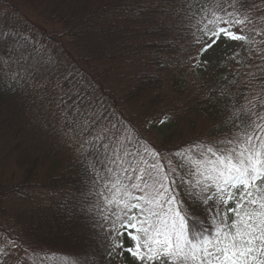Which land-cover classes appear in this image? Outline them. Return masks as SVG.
I'll return each instance as SVG.
<instances>
[{"label": "trees", "instance_id": "16d2710c", "mask_svg": "<svg viewBox=\"0 0 264 264\" xmlns=\"http://www.w3.org/2000/svg\"><path fill=\"white\" fill-rule=\"evenodd\" d=\"M262 1L254 0L259 4ZM201 2L0 0V26L28 37L30 46L39 50V55L34 54L35 58L25 64L24 70L11 65L20 72L17 80L0 74L1 237L51 249L54 258L49 264H64L65 258H60L58 252L70 255L69 262L78 260L83 264L87 258L89 264H113V256L108 255L109 231L104 232L106 225L104 231L96 226L102 222L97 205L102 203L98 193L104 190L103 181L93 183L98 178L89 167L100 148L83 145L75 158L60 148L42 144L38 134L51 133L56 138L64 130L60 129V122L72 130L69 125L76 114L75 107L82 100L85 101L81 109L85 118L91 113L92 120L99 117L98 124L106 126L116 123L115 118L121 124H125V120L129 125L127 130L132 132L134 126L130 119L115 113L116 108L125 106L128 101L142 102L147 108L152 103L162 102L161 71L175 60L173 54L177 51L174 38L168 39L169 29L178 37L192 36L193 29L187 19L188 5L199 7ZM203 2L211 5L213 0ZM247 5L248 0L245 8ZM56 54L62 59L55 57ZM0 55L7 58L6 52ZM223 72L225 76L215 75L212 97L204 107L213 123L214 131L210 134L218 137L213 141L225 139L230 130L234 131L225 122L236 119L235 113L247 115L252 121H257L258 115L263 116L262 100L256 101L254 107L246 104V90H234V77L228 76L225 69ZM174 80L182 84L185 76L182 75L180 82ZM261 83L264 96V81ZM178 84L175 87L182 93V86ZM41 86L46 87L38 92ZM49 90L50 95H47ZM36 98L45 100L48 112L44 113H52L51 118L42 117L44 108ZM204 103L199 102L197 109ZM60 106L64 108L61 110ZM39 113L41 115H37ZM166 122L162 135L168 142L166 139L173 137L174 131L170 120ZM236 123L239 124V120ZM35 136L39 140L34 139ZM185 142L162 155L174 153L190 141ZM164 163L167 165V161ZM96 167L103 171L100 164ZM181 175L185 182L190 179L178 169L172 177L175 181L172 187L182 206L190 210V238L192 231L205 234L214 231L213 221L219 219L216 212L223 213V205L219 208L211 205L205 211V206L193 204L185 194L186 184L180 183ZM38 253L44 255L40 250Z\"/></svg>", "mask_w": 264, "mask_h": 264}, {"label": "snow or ice", "instance_id": "6c2138e0", "mask_svg": "<svg viewBox=\"0 0 264 264\" xmlns=\"http://www.w3.org/2000/svg\"><path fill=\"white\" fill-rule=\"evenodd\" d=\"M245 4L246 0H213L209 5L202 0L199 7L188 5V26L193 29V42L200 45L202 53L221 37L245 45L253 42L245 29L256 21L250 18ZM237 26L240 32L233 30ZM0 52L7 53V58L0 55V74L12 80L20 76L12 64L24 70L25 64L35 58L34 54L39 55V50L30 46L28 37L3 26H0ZM84 104L82 100L75 107L76 114L69 125L81 135L91 132L100 120L99 117L92 120L91 113L85 118L81 111ZM234 116L236 119L225 122L234 130L225 139L192 140L167 156L145 145H140L143 152L137 149L130 153L119 139L103 143L108 130H99L95 141L102 144L103 154L97 149L96 160L89 167L98 177L93 183L103 181L104 190L98 193L102 203L97 205L102 222L96 226L104 231L105 225H110L109 257L126 251L139 264H264V117L258 115L257 122L247 115ZM166 120L167 115L161 123ZM87 143L96 146L93 141ZM128 156L133 159L127 161ZM110 164L116 168L109 167ZM178 169L190 177L187 182L183 175L179 179L186 184L185 194L193 204L205 206V211L211 205L224 206L223 213L216 212L219 219L213 221L214 231L207 234L192 231L190 238V210L182 206L172 187L175 183L172 177ZM192 215L194 218L195 214ZM125 234L130 247L123 243ZM53 258L46 253L43 257ZM34 259L40 261V253ZM64 264L79 261L69 262L65 258ZM83 264H89L87 258Z\"/></svg>", "mask_w": 264, "mask_h": 264}, {"label": "rangeland", "instance_id": "374dc122", "mask_svg": "<svg viewBox=\"0 0 264 264\" xmlns=\"http://www.w3.org/2000/svg\"><path fill=\"white\" fill-rule=\"evenodd\" d=\"M248 4L246 10L250 18L256 21V23L249 25L245 29V32L253 38V42L248 45L240 41H232L221 37L210 50L202 53L200 45L193 42L192 36H189V38L185 35L178 37L175 32L169 29L168 39L174 38V42L177 44V51L173 54L175 60H172L167 65V69L161 71L162 102L152 103L147 108V106L142 105V102L139 104L128 101L125 106L116 108L117 111L115 113L123 114L122 116L126 120L130 119L131 126H134L132 132L127 130L129 125L125 120V124H121L119 119L115 118L116 123H110L107 126L105 124H96L91 132L84 135L74 133L60 122V129L63 127L64 130L56 138L49 132L50 134H38L40 140L37 136L34 139L41 141L42 144L47 143L49 148H60L68 156L75 158H77V155L81 151V146L91 145L87 141L95 142L96 146H92V148L99 147L100 153L103 154L102 144L95 141V137L100 129L108 130L104 134L106 138L103 143H109L111 139H119L126 144L130 153H135L137 149L143 152L140 145L153 146L162 154V152H168L172 148H175L177 144L188 140L203 139L206 142H212L218 137L210 134L214 131V128H212L213 123L208 113L204 112V107L208 106V101L212 97L211 93L215 88L214 79L216 74L225 76L226 73L223 70H227L229 72L228 76L234 77L233 89L236 91L242 88L246 90L244 97L246 104L252 106L256 101L262 100L260 105H264L263 90L260 88L262 84L261 80L264 81L262 79L264 78V0L260 4L259 2H254V0H248ZM233 30L240 32L241 29L237 26ZM168 39L166 41H169ZM51 54L54 56L53 51H51ZM55 57L60 60L62 59L57 54ZM182 75L185 76V80L181 84ZM173 77L180 84L175 83ZM176 84L182 86V93L177 91ZM43 87L38 88V92H42ZM46 94L50 95V90ZM201 101L205 103L198 110L199 106L197 105ZM38 102L44 108L42 117L51 118L52 113H44L48 112V109L44 107L45 100L42 101L40 99ZM244 106L246 105L244 104ZM62 108L60 106L59 109L62 110ZM261 109V114L264 116V108ZM37 115H41V113ZM165 115L170 120L173 127L172 130L174 131V136H169L166 139L169 140L168 142L164 141L162 135L167 120L164 123H161V120ZM47 123L54 125L52 121H47ZM35 124L39 125L37 120H35ZM129 136L130 140L128 141L126 138H129ZM121 155H123V152H121ZM125 159L131 161L133 157L128 156ZM109 167L116 168L112 164ZM104 175L108 176L107 173ZM139 194L137 193V195ZM6 207L10 206L6 205ZM108 227L110 225H106L104 232L108 234L109 231V235H111L110 228ZM1 236L0 233V264H49L50 260L43 259L44 255L42 256L41 253L40 261H36L34 257L39 250L43 254L46 253L52 257L51 249L39 248L35 245L31 246L22 242H16V240L10 239L11 237L6 238L3 236V238ZM122 240L125 247L132 246L127 234H125ZM58 254L60 258L71 259L70 255H62L60 252ZM112 263L139 264V261L126 251H118L113 255Z\"/></svg>", "mask_w": 264, "mask_h": 264}]
</instances>
